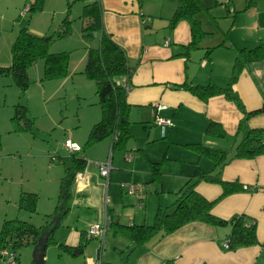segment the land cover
<instances>
[{
	"label": "crops",
	"instance_id": "0c3cea01",
	"mask_svg": "<svg viewBox=\"0 0 264 264\" xmlns=\"http://www.w3.org/2000/svg\"><path fill=\"white\" fill-rule=\"evenodd\" d=\"M199 1L204 8L195 14V19L205 34L197 47L186 54L185 47L191 40L190 22L179 19L170 27L180 0H100L104 31L124 49L129 65L135 68L129 79L126 101L131 106L130 134L137 140L130 142L129 139L123 149H112L110 137L95 143L98 152L92 155L85 170L74 178L69 209L55 230L51 244L72 259H80L82 264H97L98 256L102 262L113 264L116 258L108 257L107 248L117 252L120 264H264V155L229 159L220 168L222 180L239 182L254 190L239 191L218 199L221 185L199 181L195 186L196 192L207 200H217L211 208L214 216L230 220L234 215L244 214L255 220V245L226 248L230 224L212 225L199 220L169 233H157L136 248L110 225L111 222L102 248L99 240L85 237L90 226L103 220L105 214L119 224L122 216L127 218L126 225L147 224L150 213L157 209L154 210V194L159 201L164 193H171L176 198V192L197 172L215 174L218 168L214 162L191 145L225 151L228 157L234 152L238 125L243 118V112L235 102L224 95L202 100L176 86L188 83L226 87L232 75L236 50L253 49L264 42V0ZM28 3L29 0H0V66L11 64V45L24 24L19 18L28 14ZM45 23L44 17L36 12L31 17L29 29L44 36ZM86 58L87 54L81 64L74 66L70 59L68 66L67 76L78 75L82 87H89V82L81 78L87 79L82 73ZM125 81L123 77L122 82ZM232 88L246 111L259 108L264 101V58L247 63ZM159 105L164 108L157 109ZM156 115L171 121L163 133L154 121ZM210 122L219 124L225 135L217 137L207 133ZM244 126L245 129L264 128V113L249 117ZM130 152L134 153L133 157L127 160L126 155ZM107 160H110L111 169L106 185L95 162ZM150 163L160 164L157 178ZM126 183L142 184L141 207H138V199L122 186ZM105 194L109 198L108 206L104 203ZM51 213H44L46 220V215ZM109 232L112 238L107 245ZM82 239L86 244L82 253L76 256L58 246L76 247ZM92 240L98 242L87 245ZM106 256L111 261H107Z\"/></svg>",
	"mask_w": 264,
	"mask_h": 264
},
{
	"label": "trees",
	"instance_id": "16d2710c",
	"mask_svg": "<svg viewBox=\"0 0 264 264\" xmlns=\"http://www.w3.org/2000/svg\"><path fill=\"white\" fill-rule=\"evenodd\" d=\"M45 0H32L27 4L28 19L19 28L18 33L11 45V64L0 66V76L10 77L23 93L29 86L28 69L37 60L43 61V79H58L67 76L69 66L68 52H49L51 36L37 35L30 31L29 24L33 14L43 9ZM199 0H180V5L175 10L170 20L172 27L179 19H186L190 22L191 40L185 47L186 54L196 48L199 41L205 34L195 14L203 9ZM83 25L81 34L84 39L96 37L98 43L95 47H89L87 58L82 73L88 80L95 84V94L100 106V119L92 125L87 135L85 146L93 145L101 140L110 137L112 149H123L131 137L129 130L130 105L126 101V95L130 88L129 79L134 71V66L129 65L124 49L119 46L109 34L104 31L102 25V7L100 0H90L85 3L81 14ZM70 32V21L66 18L56 31L57 37L67 36ZM210 49L207 50V53ZM264 58V42L253 49H237L233 64L232 75L226 87H219L214 84L190 85L183 83L177 88L185 89L202 100H207L215 95H224L227 99L235 102L243 112V118L239 122L236 136L238 141L235 145L232 156L228 157L225 151L204 147L202 145H191L200 154L209 157L217 167L215 174L198 173L189 178L184 186L176 192L172 209L158 206L154 216V222L147 224L122 225L111 220V226L118 229L133 244V248L146 244L157 233H169L191 221L199 220L212 225H228L231 230L228 235V248L237 249L257 244L255 220L244 214L234 215L230 220H224L214 216L211 208L217 200H207L195 190L199 181L217 183L221 185L222 192L218 199L231 193L254 190L244 187L239 182L224 181L220 177V168L233 158L251 159L264 155V128L245 129L244 123L249 117L264 113V101L259 108L246 111L239 98L233 91L232 85L237 79L241 69L249 62ZM125 82H122V78ZM17 107L23 106L17 105ZM20 113L16 109L12 118L16 130L30 129L32 120L26 118L23 126L19 124ZM207 133L221 137L224 136L221 126L210 122L206 129ZM80 151L68 152L59 157L63 166V176L59 181V192L54 211L46 215L44 225L35 226L32 223L21 219H5L0 228V250L2 248L16 249L22 245L35 244L39 236L53 226V218L59 217L54 230L49 234L46 246L54 243L55 230L60 226L61 219L69 209L68 200L72 192V184L75 175L85 170L87 159ZM159 163H150L149 167L155 177L160 175ZM38 197L35 193H22L19 199V207L29 212L36 211ZM115 223V224H114ZM86 244L84 239L76 247H67L62 244L58 246L71 255L76 256L82 253ZM120 254L122 252L120 251ZM1 258V257H0ZM101 264H109L102 262Z\"/></svg>",
	"mask_w": 264,
	"mask_h": 264
},
{
	"label": "rangeland",
	"instance_id": "374dc122",
	"mask_svg": "<svg viewBox=\"0 0 264 264\" xmlns=\"http://www.w3.org/2000/svg\"><path fill=\"white\" fill-rule=\"evenodd\" d=\"M85 3L78 0H45L44 9L38 12L46 22L45 35L51 36L49 52H68L72 66L81 64L88 48L95 47L98 43L96 37L86 40L81 34V14ZM28 16L26 14L19 19L25 23ZM66 17L70 21V32L59 38L55 33ZM81 78L84 82H89V87L81 86L78 75L45 80L42 59L29 67V86L23 93L10 77H0V228L5 219L16 218L35 225L45 224L44 213H51L57 202L59 181L63 176L59 157L67 152L63 147L66 139L79 144L81 154L88 162L98 152L96 144L85 146L91 126L100 119L95 84ZM17 105L23 106V109ZM16 109L20 113V126L26 123V118L32 120L30 129L16 130L12 121ZM136 140L134 137L130 138V142ZM22 193L37 195L35 212L19 207ZM154 197V210L161 203L162 207H168L171 211L170 205L175 199L173 194L164 193L160 201L157 195L154 194ZM150 215L147 225L154 222L155 212ZM120 221L126 226L127 218L122 216ZM107 238L109 245L111 232ZM92 242L98 241H89L87 245ZM33 248L34 245L30 243L16 249L20 264H34ZM107 249L108 257L111 255L116 258V262L112 263L120 264L117 252L113 248ZM108 257L106 256V260L111 261ZM44 263L82 264V261L72 259L61 253L56 245L49 244L45 249ZM0 264L7 263L0 258Z\"/></svg>",
	"mask_w": 264,
	"mask_h": 264
},
{
	"label": "built area",
	"instance_id": "2783aa9c",
	"mask_svg": "<svg viewBox=\"0 0 264 264\" xmlns=\"http://www.w3.org/2000/svg\"><path fill=\"white\" fill-rule=\"evenodd\" d=\"M27 11V8H26ZM164 106L159 105L157 106V109H162ZM155 123L161 127L162 133L165 130V127L171 124V121L169 119L162 118L158 115L155 116L154 119ZM64 148L68 152H75V151H80V146L77 145L76 143L71 142L70 140H66L64 142ZM133 157V154H127L126 159L131 160ZM95 164L99 167V174L101 177L106 179V185H107V180L109 176V171L111 169V164L110 160L104 161V162H95ZM81 172H78L75 176H79ZM122 186H126L127 191L131 193L134 197L138 199V207H141L143 204V186L140 183H126L122 184ZM107 187V186H106ZM104 203L105 206H108L109 203V198L108 195L105 194L104 196ZM111 222L110 216L108 214H105L103 220L96 222L90 226L88 231L86 232V239H97L99 240L100 247H103L104 241H105V236L106 232L108 230L109 224ZM225 247L228 248V241L225 243ZM100 254H101V249H100ZM0 257L6 261L7 264H20L19 263V258L16 253V251L11 250L10 248H2L0 250ZM97 264L102 263V259L100 256L97 257L96 260Z\"/></svg>",
	"mask_w": 264,
	"mask_h": 264
},
{
	"label": "water",
	"instance_id": "95a60500",
	"mask_svg": "<svg viewBox=\"0 0 264 264\" xmlns=\"http://www.w3.org/2000/svg\"><path fill=\"white\" fill-rule=\"evenodd\" d=\"M59 221V217L55 216L53 218V226L50 227L47 231L43 232L35 244L33 248V260L34 264H45L44 263V254H45V248H46V242L48 239L49 234L54 230L56 224Z\"/></svg>",
	"mask_w": 264,
	"mask_h": 264
}]
</instances>
